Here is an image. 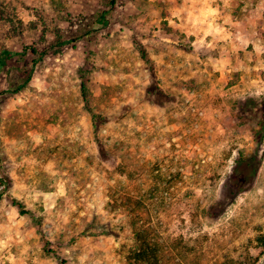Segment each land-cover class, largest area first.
Listing matches in <instances>:
<instances>
[{"label":"rangeland","instance_id":"obj_1","mask_svg":"<svg viewBox=\"0 0 264 264\" xmlns=\"http://www.w3.org/2000/svg\"><path fill=\"white\" fill-rule=\"evenodd\" d=\"M262 100L264 0H0V264H264Z\"/></svg>","mask_w":264,"mask_h":264},{"label":"trees","instance_id":"obj_2","mask_svg":"<svg viewBox=\"0 0 264 264\" xmlns=\"http://www.w3.org/2000/svg\"><path fill=\"white\" fill-rule=\"evenodd\" d=\"M107 10L102 12L99 21L102 23H106V15ZM34 50V48L32 49ZM83 89V86H82ZM261 103V132L260 135L256 136V142L259 144L262 141L263 135L262 131L264 130V100ZM257 151L250 155L247 158H243L240 161V165L238 167L237 174L243 180L246 178L251 179L253 175L257 171ZM240 169V170H239ZM238 176V178H239ZM242 180V181H243ZM129 212H130V225L132 227V234L134 235L135 247H129L125 254V262L126 264H183L180 260H175L172 263L169 262L171 260V256L166 255L165 248L162 247L161 241L162 238L156 232L155 227L151 222L147 221L149 218L148 208L142 203L140 199L135 200H127ZM19 212L25 213L23 209V205L21 203H16ZM142 222H139L140 219ZM255 241L258 245L264 249V232L260 233L256 236ZM167 259V260H166ZM174 259V258H173ZM256 258L247 255L244 260H228L221 264H248L251 261H255ZM188 264H193L188 262Z\"/></svg>","mask_w":264,"mask_h":264}]
</instances>
